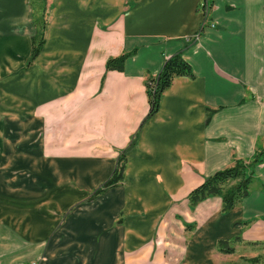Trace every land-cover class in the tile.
Returning <instances> with one entry per match:
<instances>
[{"label":"crops","instance_id":"obj_1","mask_svg":"<svg viewBox=\"0 0 264 264\" xmlns=\"http://www.w3.org/2000/svg\"><path fill=\"white\" fill-rule=\"evenodd\" d=\"M33 2L0 0L1 112L48 157V205L0 209V264H214L220 241L264 242V163L228 213L219 197L188 204L264 146V0H48L27 66ZM182 50L193 77L174 78L146 120V83ZM123 152L121 184L88 201Z\"/></svg>","mask_w":264,"mask_h":264},{"label":"rangeland","instance_id":"obj_2","mask_svg":"<svg viewBox=\"0 0 264 264\" xmlns=\"http://www.w3.org/2000/svg\"><path fill=\"white\" fill-rule=\"evenodd\" d=\"M33 1L35 16L42 15L48 21V0ZM205 6L206 3L201 6L204 21L207 20L208 9L204 12ZM2 85L0 82V86ZM1 94L0 89V209L11 210L8 208L11 202L25 208L35 205L38 208L44 207V204L48 205V157L29 149L28 122H20L12 115L1 112L4 108L8 109V106H4L5 100H2ZM186 227L192 228L188 225ZM188 229L190 228H186ZM229 246L233 251L229 255L220 253L219 248L216 249L214 264H264V242L233 243ZM43 259V256L40 257L38 262ZM155 260L150 259L149 264H153Z\"/></svg>","mask_w":264,"mask_h":264},{"label":"trees","instance_id":"obj_3","mask_svg":"<svg viewBox=\"0 0 264 264\" xmlns=\"http://www.w3.org/2000/svg\"><path fill=\"white\" fill-rule=\"evenodd\" d=\"M42 1L45 2L46 0ZM42 9H44V6ZM37 26L38 30L31 39L32 49L27 66L32 64L33 59L38 56L44 44L46 21L43 19V16L37 20ZM194 42L186 44L185 48H188ZM135 52L136 50L108 59L105 64V71L122 72L126 60L134 55ZM176 77H193L190 64L183 59V50L166 58L158 74L146 83V95L149 105L146 120L156 114L162 94L170 87ZM124 163L125 157L123 152L119 156L110 178L90 195L88 201L94 200L106 190L118 187L121 184ZM262 163H264V146L256 148L249 161L235 160L230 167L219 170L205 178L201 185L192 190L188 195L190 209H194L197 204L210 197H219L222 203V213H228L233 210L250 195L254 184H260L256 178L255 169ZM218 248L224 254H231L233 252L227 246V242L224 241L218 243Z\"/></svg>","mask_w":264,"mask_h":264},{"label":"built area","instance_id":"obj_4","mask_svg":"<svg viewBox=\"0 0 264 264\" xmlns=\"http://www.w3.org/2000/svg\"><path fill=\"white\" fill-rule=\"evenodd\" d=\"M206 6L204 7V12L206 11V8H207ZM25 264H28V263H25ZM29 264H36V263H29Z\"/></svg>","mask_w":264,"mask_h":264}]
</instances>
